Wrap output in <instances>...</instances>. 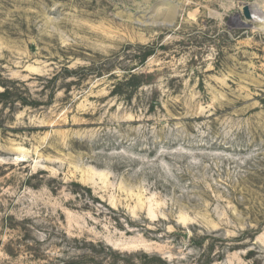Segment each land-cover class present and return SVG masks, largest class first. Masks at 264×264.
Masks as SVG:
<instances>
[{"label": "rangeland", "instance_id": "374dc122", "mask_svg": "<svg viewBox=\"0 0 264 264\" xmlns=\"http://www.w3.org/2000/svg\"><path fill=\"white\" fill-rule=\"evenodd\" d=\"M243 5L0 0V264H264V0Z\"/></svg>", "mask_w": 264, "mask_h": 264}, {"label": "trees", "instance_id": "16d2710c", "mask_svg": "<svg viewBox=\"0 0 264 264\" xmlns=\"http://www.w3.org/2000/svg\"><path fill=\"white\" fill-rule=\"evenodd\" d=\"M0 86H4V91L0 92L1 97H7L11 95L8 87L0 83ZM101 248H97L98 246ZM92 244L91 254L83 253L76 257L72 261H62L63 264H135L136 261L143 260L142 264H170L159 254H148L146 252H122L114 249L112 246L104 245L103 243ZM123 263H120V262Z\"/></svg>", "mask_w": 264, "mask_h": 264}, {"label": "water", "instance_id": "95a60500", "mask_svg": "<svg viewBox=\"0 0 264 264\" xmlns=\"http://www.w3.org/2000/svg\"><path fill=\"white\" fill-rule=\"evenodd\" d=\"M243 13H244V16L247 18V19H252L253 15H252V12H251V9L249 7L248 4H244L243 6Z\"/></svg>", "mask_w": 264, "mask_h": 264}, {"label": "built area", "instance_id": "2783aa9c", "mask_svg": "<svg viewBox=\"0 0 264 264\" xmlns=\"http://www.w3.org/2000/svg\"><path fill=\"white\" fill-rule=\"evenodd\" d=\"M240 3H242V4H248V2L250 1V0H238Z\"/></svg>", "mask_w": 264, "mask_h": 264}, {"label": "bare ground", "instance_id": "6f19581e", "mask_svg": "<svg viewBox=\"0 0 264 264\" xmlns=\"http://www.w3.org/2000/svg\"><path fill=\"white\" fill-rule=\"evenodd\" d=\"M253 17H256V16H253Z\"/></svg>", "mask_w": 264, "mask_h": 264}]
</instances>
